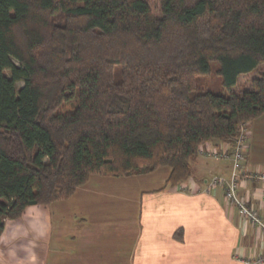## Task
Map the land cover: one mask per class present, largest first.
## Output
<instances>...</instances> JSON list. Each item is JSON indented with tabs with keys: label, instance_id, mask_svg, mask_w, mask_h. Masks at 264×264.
Masks as SVG:
<instances>
[{
	"label": "trees",
	"instance_id": "16d2710c",
	"mask_svg": "<svg viewBox=\"0 0 264 264\" xmlns=\"http://www.w3.org/2000/svg\"><path fill=\"white\" fill-rule=\"evenodd\" d=\"M159 9L0 0V235L91 174L167 166L177 186L213 139L232 166L241 124L264 114V71L238 81L264 66V0H159ZM212 72L220 92L199 86Z\"/></svg>",
	"mask_w": 264,
	"mask_h": 264
},
{
	"label": "crops",
	"instance_id": "0c3cea01",
	"mask_svg": "<svg viewBox=\"0 0 264 264\" xmlns=\"http://www.w3.org/2000/svg\"><path fill=\"white\" fill-rule=\"evenodd\" d=\"M248 149L239 195L260 210L264 174V114L247 122ZM226 148L213 139L190 160V174L167 184L170 172L91 174L67 199L28 206L0 235V264H241L264 253V232L238 213L221 186L203 190L211 175L229 177ZM179 233L176 235L175 232Z\"/></svg>",
	"mask_w": 264,
	"mask_h": 264
},
{
	"label": "built area",
	"instance_id": "2783aa9c",
	"mask_svg": "<svg viewBox=\"0 0 264 264\" xmlns=\"http://www.w3.org/2000/svg\"><path fill=\"white\" fill-rule=\"evenodd\" d=\"M243 124L240 126V130L237 136V140L234 144L232 150L231 159L232 166L229 177H224L222 175L213 174L204 182L203 190L210 192L216 187L221 186L224 190V198L232 203L236 208L239 214L247 218L253 225L257 226L264 232V174H248L249 178H257L262 183V204L261 209H254L252 206L248 205L247 202L241 198L239 195V178L244 174V163H245V154L248 146V133L247 129L245 131L242 128ZM244 132L246 134H244ZM247 136V137H246ZM204 155L212 158H224L227 156L226 148H215L211 147L208 150L202 151ZM178 189H185L182 183L177 185ZM241 264H264V253H260L252 258H244L241 261Z\"/></svg>",
	"mask_w": 264,
	"mask_h": 264
},
{
	"label": "rangeland",
	"instance_id": "374dc122",
	"mask_svg": "<svg viewBox=\"0 0 264 264\" xmlns=\"http://www.w3.org/2000/svg\"><path fill=\"white\" fill-rule=\"evenodd\" d=\"M149 4H150V7H151L153 14L156 16L160 15L159 0H149ZM216 66H217V64L214 63L212 65V69L216 68ZM263 71H264V66H261L255 72H252L251 74L240 76L238 81H239V83L245 84V86H249L251 78L254 75L256 76L258 73H261ZM22 84H23L22 82H19V83H17V86L20 87V86H22ZM199 86L203 87V88L210 89L214 92H220L221 91L220 78L215 72H212L209 75L200 78ZM242 128L244 131H245V129H247V122L243 123ZM245 132H244V134H246Z\"/></svg>",
	"mask_w": 264,
	"mask_h": 264
}]
</instances>
